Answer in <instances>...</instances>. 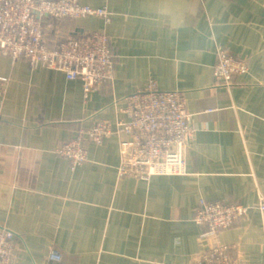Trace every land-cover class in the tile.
Here are the masks:
<instances>
[{"label":"crops","instance_id":"1","mask_svg":"<svg viewBox=\"0 0 264 264\" xmlns=\"http://www.w3.org/2000/svg\"><path fill=\"white\" fill-rule=\"evenodd\" d=\"M114 22L44 18L46 36L104 29L115 78L87 97L62 71L0 54V224L16 235L14 264H193L201 198L240 203L247 214L210 244L264 264V0H80ZM219 46L247 59L239 85L218 86ZM5 79V80H3ZM154 79L180 91L197 114L184 174L150 183L119 175L121 137L91 145L73 167L56 154L80 126L119 117L115 102ZM53 248L64 254L50 262Z\"/></svg>","mask_w":264,"mask_h":264},{"label":"built area","instance_id":"2","mask_svg":"<svg viewBox=\"0 0 264 264\" xmlns=\"http://www.w3.org/2000/svg\"><path fill=\"white\" fill-rule=\"evenodd\" d=\"M78 19L94 17L106 27L114 22L105 7H92L80 0H0V54L13 61L24 59L32 69L43 66L62 71L68 80L82 83L86 97L115 78V50L104 30L64 35L53 42L46 36L44 18ZM250 72L247 59L230 47L219 46L214 66L218 86L239 85ZM5 80V79H3ZM119 117L80 126L74 138L58 144L55 152L69 159L73 167L89 160L91 145H102L112 136L121 137L119 175L150 183L154 176L184 174L187 154L195 133L197 114L186 107L180 91H163L151 79L142 88L115 102ZM248 207L233 202L201 198L194 221L204 227L202 258L193 264H248L231 259L228 246L211 245L222 231L247 214ZM264 217V201L260 204ZM16 235L0 224V264H14L18 257ZM50 262H62L63 252L53 248Z\"/></svg>","mask_w":264,"mask_h":264}]
</instances>
